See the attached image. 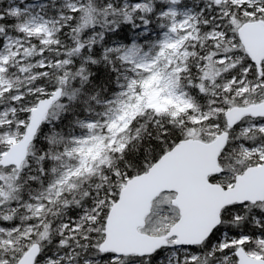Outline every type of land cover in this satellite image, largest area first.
I'll use <instances>...</instances> for the list:
<instances>
[{"label": "trees", "instance_id": "16d2710c", "mask_svg": "<svg viewBox=\"0 0 264 264\" xmlns=\"http://www.w3.org/2000/svg\"><path fill=\"white\" fill-rule=\"evenodd\" d=\"M46 1L44 5L46 15L56 17L59 22L54 41L47 43L41 40V36L25 34L19 28L21 18L11 10L12 4L9 0H0V25L4 33L22 37L32 53H38L40 57L46 58L47 65L42 69V74L35 79V87L45 86L51 90L63 88L61 97L56 101L59 102L57 113L52 115L49 111L51 121L42 122L22 166L12 168L0 165V175L12 172L10 182L13 185V191L8 195V199L4 202L0 198V208L4 207L6 214L10 212L9 216L0 214V226L14 227L24 223L21 221L23 219L21 213L25 210V202L33 199L32 196L36 194L38 187L41 188L49 183L52 177L50 174L52 156L62 149V145L56 142L55 132L58 131L65 137L71 129L77 127L76 121L96 117L95 114L100 109V104L96 101L109 99L118 89L117 83L121 71L124 70L123 66L113 53L109 54V58L104 59V50L116 40L130 42L140 34V29L146 23L150 25L154 18V12L142 14L133 4L140 1L160 4L157 0H80L77 8L69 9L64 5L63 0ZM189 2L198 8L204 4L201 14L203 22L208 21L209 25L218 23L233 33L236 48H230V52L226 53L232 57L236 54L240 57L237 58L240 59L239 61L235 59L218 61L217 58L224 54L223 50L232 46L231 42H217V39L206 38L195 47V54L188 59L187 69L181 77L184 86L198 107L206 108L213 105L217 110L200 122L192 121L188 114L173 116L150 110L136 116L131 123L133 132L130 140L121 151L113 154L109 164L104 165L101 179L96 175L89 176L79 188L64 193L60 198L66 212H59L58 215L63 217L62 220L66 219L71 223L88 207H93L100 197H104L103 211L99 217V230L95 233V238L83 239L79 234L77 238H65L67 240L62 241L64 234L59 233L57 219L52 221L47 214L32 216L27 222L33 224L35 231L25 237L17 249L7 253L6 264H15L33 242L40 244V253L35 264L43 261L45 257L68 254L71 248L78 252V262L90 258L98 259V262H93L94 264H114L106 261V256L111 252H101L99 249L104 237L105 219L112 203L118 198L120 189L130 177L146 171L164 152L182 139L193 137L210 141L221 131H228L227 143L219 156L223 171L219 175H211L212 181L234 182L235 177L247 167L264 162L258 159L257 154L246 155L242 148L243 144L253 146L264 143L262 131L253 129L245 133L239 132L241 126L251 117H244L233 127L228 125L225 118V111L229 107L258 102L264 98V95H261L264 94V66L261 70L257 68L243 48L236 30L240 23L251 18L244 14L243 5L231 2L218 4L216 1L204 3L203 0H189ZM256 17L260 19L261 14L258 13ZM212 58L217 61L213 62ZM67 59L69 61L65 63ZM205 64L214 69L212 72L219 74L216 75L214 83L244 77L250 84H261L259 87L262 90L238 92L236 85L218 89L205 76L206 68L203 67ZM20 92H24L21 101L25 107L20 119L28 122L31 108L45 94L25 93V89ZM21 128L24 131L25 125ZM6 149H0V155ZM102 179H105V183L99 185ZM6 183L7 181L0 177L2 189L5 188ZM164 210L167 211L164 215L151 210L147 217L148 224L160 216L166 219L170 227L178 218V211L172 203L169 209ZM160 225L162 223H156L155 227L148 225L145 229L156 234L168 230V227L164 228ZM223 234L235 238L246 235L248 240L241 245L246 250L254 249L255 241L264 239V202L235 203L225 207L222 211L221 224L202 244L192 246L190 249L194 253L207 251L211 249L212 244L221 241ZM236 247L231 245L226 250L218 252H231L233 264H237L234 254ZM164 249L150 256L131 255L128 258L131 262L140 264H160Z\"/></svg>", "mask_w": 264, "mask_h": 264}, {"label": "rangeland", "instance_id": "374dc122", "mask_svg": "<svg viewBox=\"0 0 264 264\" xmlns=\"http://www.w3.org/2000/svg\"><path fill=\"white\" fill-rule=\"evenodd\" d=\"M157 1L159 5L156 2L147 1L134 3V7L138 8L142 14L154 12L152 23L150 25L146 23L140 29V34L130 42L116 40L104 50V59L109 58V54L113 53L123 66L124 70L121 71L117 83L118 89L109 99L96 101L100 104L96 117L76 121L77 127L71 129L65 137L58 131L55 132L56 142L62 145V149L52 156L50 170L52 177L49 183L41 188L38 187L36 194L32 196L33 199L25 202V210L21 213V219L23 218L21 221L24 223L14 227L0 226V264H6L7 253L17 249L20 242L35 231L33 224L27 222L32 216L47 214L52 221L57 219L59 233L64 234L62 241L67 240L65 238H77L79 234L83 239L95 238V233L99 230V217L103 211L104 197H100L93 207H88L78 219H74L71 223L66 219L62 220L63 217L58 215L59 212H66L60 198L64 193L79 188L89 176L96 175L101 179L104 165L109 164L113 154L121 151L130 140L133 132L131 123L136 116L150 110L154 113H167L173 116L188 114L192 121L200 122L217 110V107L213 105L206 108L198 107L181 77L187 69L189 57L196 52L195 47L206 38L217 39V42H231L232 46L223 50L224 54L217 58L218 61L234 59L239 61L240 59L237 58L240 57L237 54L232 57L226 53L230 52V48H236L233 33L218 23L209 25L208 21L203 22L201 14L204 4L198 8L189 0ZM214 1L216 0H203L204 3ZM9 2L12 4V12L21 18L19 28L25 34L41 36V40L45 43L54 41L59 22L56 17L46 15L44 11L46 0H9ZM223 2L243 5L244 14L251 20L259 19L256 17L258 13L261 14L260 19L264 20V0H224ZM63 3L69 9H75L80 5V0H63ZM0 37V149H5L24 135L28 125V122L20 119L25 110L21 101L24 92L20 90L25 89V93L39 95H49L53 90L45 86L35 87V79L42 74V69L47 65L46 58L40 57L38 53H32L22 37L5 34L1 25ZM212 59L213 62L217 61ZM68 61L67 59L65 63ZM203 67L206 68L205 76L208 80L212 83L216 82L218 72H212L214 69L207 67L206 64ZM221 67L224 68V66ZM230 85H236L238 92L262 90L259 87L261 84H250L244 77L214 83L218 89ZM58 109L59 102H56L52 105L50 114H56ZM50 114L48 113L45 121H51ZM22 125H25L24 131H22ZM253 129L264 132V119L248 118L239 132L245 133ZM242 148L246 155L257 154L258 159L264 161V143L253 146L243 144ZM11 173L0 175L7 181L5 188L0 187V198L4 202L13 191V185L10 182ZM99 182V185H103L105 179ZM218 183L227 187L233 184V182L222 183L221 181ZM172 198L173 193L161 194L154 200L152 211L156 210L161 215L166 214L167 211L164 209H169ZM5 210L1 207L0 214L9 216L10 212L6 214ZM156 223H162L163 226L160 225V227L169 228L166 219L157 216L150 224L146 219L141 229L148 232L145 227L147 228L148 225L155 227ZM84 224L85 227H83ZM160 227L156 226V228ZM76 230L79 232H75ZM76 238L75 242L78 241ZM247 240L246 235L235 238L223 234L221 241L212 244L211 249L194 253L189 247H177L174 239H170L163 251L160 264H233L231 252L219 253L218 251L226 250L231 245L239 246ZM255 244L256 247L248 252L255 257L264 258V239H257ZM84 251L85 249L82 250ZM77 254L78 252L71 248L68 254L45 257L38 264L98 262V259L90 258H84L83 262H78ZM128 257L111 253L106 256V261L114 262V264H140L131 262Z\"/></svg>", "mask_w": 264, "mask_h": 264}, {"label": "water", "instance_id": "95a60500", "mask_svg": "<svg viewBox=\"0 0 264 264\" xmlns=\"http://www.w3.org/2000/svg\"><path fill=\"white\" fill-rule=\"evenodd\" d=\"M224 0H216L222 3ZM238 37L259 70L264 62V20H248L240 24ZM62 87L40 98L30 110L24 135L0 156V165L19 168L45 121L52 105L61 97ZM264 116V99L247 105H235L225 111L229 126L244 116ZM228 140V131L220 132L210 141L185 138L164 152L149 168L130 177L112 203L104 225V238L99 246L103 252L116 255L153 254L174 238L176 246L203 243L222 221V211L232 204L264 201V162L251 165L228 187L210 180L223 170L219 156ZM172 192L178 219L164 234L142 231L154 200L162 193ZM40 244L34 242L15 264H35ZM238 264H264V258L248 253L243 246L235 250Z\"/></svg>", "mask_w": 264, "mask_h": 264}, {"label": "bare ground", "instance_id": "6f19581e", "mask_svg": "<svg viewBox=\"0 0 264 264\" xmlns=\"http://www.w3.org/2000/svg\"><path fill=\"white\" fill-rule=\"evenodd\" d=\"M57 89V88H56ZM54 91V90H53Z\"/></svg>", "mask_w": 264, "mask_h": 264}]
</instances>
